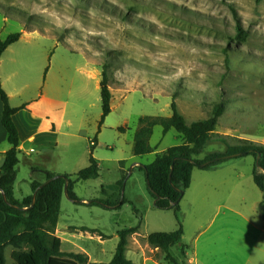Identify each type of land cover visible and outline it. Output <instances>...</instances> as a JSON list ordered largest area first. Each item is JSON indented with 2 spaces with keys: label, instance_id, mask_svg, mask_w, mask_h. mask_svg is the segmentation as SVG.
<instances>
[{
  "label": "rangeland",
  "instance_id": "rangeland-1",
  "mask_svg": "<svg viewBox=\"0 0 264 264\" xmlns=\"http://www.w3.org/2000/svg\"><path fill=\"white\" fill-rule=\"evenodd\" d=\"M237 24L247 32L245 42L234 40ZM16 33L22 38L2 57V79L14 73L6 86L21 89L17 103L44 91L64 102L73 134L61 137L34 174L29 163L37 164L40 153H18L16 194L28 190L31 177L43 181L47 171L74 181L92 152L99 177L73 186L84 205L61 200L62 251L80 250L91 264H107L118 231L139 226L128 238L127 259L166 264L145 238L176 231V218L172 210L154 207L145 173L134 164L149 165L182 141L156 126L149 142L155 152L134 157L138 120L170 117L176 95L179 113L191 124L207 119L222 98L226 110L215 138L264 145V0H0V41ZM104 64L111 111L100 125L97 65ZM224 150L211 142L197 159ZM253 165L252 156H241L209 170L193 169L178 213L192 264H264V194L253 182ZM122 199L117 208L87 206H118ZM11 252L5 249L6 264H15Z\"/></svg>",
  "mask_w": 264,
  "mask_h": 264
},
{
  "label": "trees",
  "instance_id": "trees-1",
  "mask_svg": "<svg viewBox=\"0 0 264 264\" xmlns=\"http://www.w3.org/2000/svg\"><path fill=\"white\" fill-rule=\"evenodd\" d=\"M262 0H256L261 2ZM20 33L9 35L4 41H0V59L7 48L19 41ZM232 40V39H231ZM234 40L245 42L247 32L239 24L235 26ZM226 53V50H223ZM99 67L101 77L99 82L101 97L102 125L110 114L111 92L109 90L110 79L108 77V64ZM0 98L3 104L2 126L7 133V142L10 149L4 153L0 167V264H6L5 249L12 248L11 259L15 264H91L86 254L81 251H62L63 241L55 235L60 214L61 200L63 199L64 178L68 180L67 194L71 200H77L73 193L75 183L95 180L99 177L98 161L89 156L88 166L76 174L72 181L68 175H54L48 173L44 182L31 183V195L21 201L15 198L14 184L16 181V168L19 164V137L13 116L23 108H13L9 105L8 96L0 85ZM176 95L172 97L170 104L171 116L168 118H140L138 128L134 133L132 143V155L143 157L155 152L149 142L156 126L162 128L163 135L173 130L181 139V144L170 147L156 155L155 160L149 165L138 168L145 173L147 190L154 200V207L159 210H172L176 218L178 228L170 233H152L145 238V242L153 249H159L166 264H189L187 262V247L182 244L183 231L178 219L179 202L184 192L191 184L194 168L209 170L224 161L241 156H252L254 165L252 177L255 186L264 194V145L253 143L247 139H238L235 144H229L224 138H215L218 120L226 110L224 101L214 103L207 119L187 124L179 113ZM123 132L124 128H118ZM95 142V139L94 141ZM211 142H219L225 147L223 153H213L203 160L197 159L205 146ZM93 143L92 147H95ZM259 154L258 169L255 160ZM237 155V156H235ZM173 170L170 176V168ZM43 185V186H42ZM123 184H121V187ZM41 187L35 196V203L30 208L32 194ZM176 190L182 191L180 195ZM2 193L5 200L2 198ZM159 197V199H156ZM124 203L121 200L118 206L109 203L90 202L87 206L120 207ZM84 205V204H83ZM16 207V208H14ZM260 209H264L260 206ZM136 228L118 231V242L112 260L107 264H133L126 257L128 238L136 234ZM174 249L179 257L171 252Z\"/></svg>",
  "mask_w": 264,
  "mask_h": 264
},
{
  "label": "crops",
  "instance_id": "crops-1",
  "mask_svg": "<svg viewBox=\"0 0 264 264\" xmlns=\"http://www.w3.org/2000/svg\"><path fill=\"white\" fill-rule=\"evenodd\" d=\"M21 38L22 37H20L19 41L21 40ZM13 45L9 46L7 50ZM3 55L1 56L0 59V65L2 62ZM13 75L14 73H12L11 75L8 74L6 79L3 80L0 74V85L3 91L8 96L9 105L11 107L19 108L23 106V108L18 110L16 114L13 116V122L18 132L19 152L21 151L26 156L34 153L35 151H38L40 153V155L36 159L37 164L29 163V169L32 172L31 174H34L38 171L39 167L43 168L44 163L42 162L47 159L46 155L48 154L49 150L53 151L58 147L61 137H63L64 139L65 137L68 138L69 136L73 135L67 131V129L71 127V123L68 121V119H66L65 103L62 102L61 100L52 99L45 91L36 95V98L30 100L28 99L20 100L19 103H17V99H19V96L21 94V89H16L14 87L11 88L6 86V83L9 82L10 79H12ZM2 113H3V104L0 98V167L3 162L2 155L10 149V146L7 142V133L1 123ZM63 147H67V139L63 143ZM35 148L37 150H35ZM134 166L139 167L141 165L135 163ZM48 173L50 172L47 171L44 174L47 175ZM33 182H44V180L41 181L40 179L31 177L29 182L27 183L28 190L24 192L19 188L18 195L16 194V190L14 187L15 198L21 201L22 199L30 196L31 183ZM83 203L84 202H82V205ZM262 214L263 215H261V217L264 219V213ZM55 235L57 236V229ZM64 242L65 241H63V243ZM187 262L189 264L193 263V261L190 260L188 256H187Z\"/></svg>",
  "mask_w": 264,
  "mask_h": 264
},
{
  "label": "water",
  "instance_id": "water-1",
  "mask_svg": "<svg viewBox=\"0 0 264 264\" xmlns=\"http://www.w3.org/2000/svg\"><path fill=\"white\" fill-rule=\"evenodd\" d=\"M235 156H237V155H235ZM258 160H259V154L257 155V158H256V160H255V165H256V167H257L258 169H260V168H259V165H258ZM172 170H173V165H172L171 168H170L169 180H170V176H171ZM56 178H57V177H54V178H52V179H50V180L44 182L43 185L47 184L48 182H50L51 180H54V179H56ZM43 185H42V186H43ZM40 188H41V187L37 188L36 191L32 194V201H31L30 208L33 207V205H34V203H35V196H36V193H37V191H38ZM67 188H68V180H67L66 178H64L63 195H64V197H66V198H68ZM176 191H177L180 195H182V191H179V190H176ZM2 198H3L4 201H6V200H5V196H4L3 193H2ZM68 199H69V198H68ZM156 199H159V197H156ZM69 200H70L71 202H73V203L82 204V201H76V200H71V199H69ZM101 205H102L103 207H108V206H105V205H103V204H101ZM14 208H16V207H14ZM108 208H110V207H108ZM16 209H17V208H16Z\"/></svg>",
  "mask_w": 264,
  "mask_h": 264
}]
</instances>
